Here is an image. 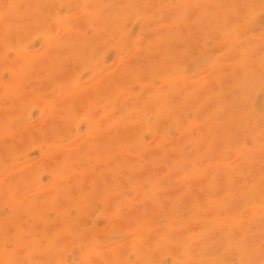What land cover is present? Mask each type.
I'll return each mask as SVG.
<instances>
[{
    "label": "rangeland",
    "instance_id": "374dc122",
    "mask_svg": "<svg viewBox=\"0 0 264 264\" xmlns=\"http://www.w3.org/2000/svg\"><path fill=\"white\" fill-rule=\"evenodd\" d=\"M0 264H264V0H0Z\"/></svg>",
    "mask_w": 264,
    "mask_h": 264
}]
</instances>
